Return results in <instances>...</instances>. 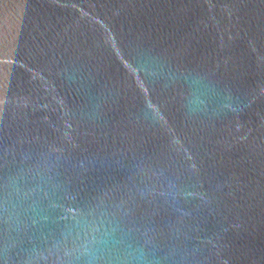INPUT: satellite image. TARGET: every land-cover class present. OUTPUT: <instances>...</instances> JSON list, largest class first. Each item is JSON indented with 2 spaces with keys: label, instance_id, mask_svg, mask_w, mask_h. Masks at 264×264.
I'll return each mask as SVG.
<instances>
[{
  "label": "water",
  "instance_id": "1",
  "mask_svg": "<svg viewBox=\"0 0 264 264\" xmlns=\"http://www.w3.org/2000/svg\"><path fill=\"white\" fill-rule=\"evenodd\" d=\"M0 264H264V0H0Z\"/></svg>",
  "mask_w": 264,
  "mask_h": 264
}]
</instances>
